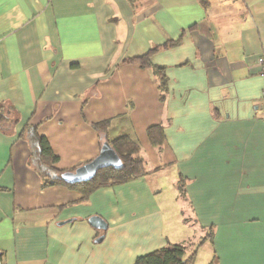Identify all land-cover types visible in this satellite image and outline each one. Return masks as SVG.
Here are the masks:
<instances>
[{"label":"crops","instance_id":"0c3cea01","mask_svg":"<svg viewBox=\"0 0 264 264\" xmlns=\"http://www.w3.org/2000/svg\"><path fill=\"white\" fill-rule=\"evenodd\" d=\"M157 46L165 89L125 61ZM263 54L264 0H0V264H133L171 243L169 193L214 231L195 264H264ZM103 121L152 171L85 198L44 186L24 126L74 171L99 154ZM161 123L159 151L147 131Z\"/></svg>","mask_w":264,"mask_h":264},{"label":"trees","instance_id":"16d2710c","mask_svg":"<svg viewBox=\"0 0 264 264\" xmlns=\"http://www.w3.org/2000/svg\"><path fill=\"white\" fill-rule=\"evenodd\" d=\"M176 42L166 43L164 46L174 45ZM159 47L151 49L149 53L125 59L144 68H149L159 81L161 88L165 89L167 75L164 66L152 62L151 56ZM4 119V117H2ZM0 118V121H2ZM109 121L92 124V127L99 132L102 142L109 141L111 146L120 156L123 164L121 167H106L98 170L95 177L89 181L66 183L62 178V173L69 171L58 169L55 164L59 157L54 153L51 144L46 136L38 132V126L26 124L20 132V137L29 144L30 157L29 164L34 167L42 179L44 186L62 184L70 188L83 192L84 198L90 195L95 189L129 182L151 172L147 167L146 156L142 152V147L135 138L122 135L113 140L108 139L106 131ZM148 136L152 144L161 151L165 141L164 125L157 124L148 128ZM75 167L73 170H75ZM179 190L181 196L184 195V180H179ZM214 231L209 230L205 234L208 238H213ZM205 237V238H206ZM199 243L202 244L204 239ZM193 242L174 243L158 248L145 255L138 256L135 264H195L198 253L197 247L192 248ZM215 256L209 264H215Z\"/></svg>","mask_w":264,"mask_h":264},{"label":"rangeland","instance_id":"374dc122","mask_svg":"<svg viewBox=\"0 0 264 264\" xmlns=\"http://www.w3.org/2000/svg\"><path fill=\"white\" fill-rule=\"evenodd\" d=\"M173 186H177V183H175V185ZM177 195L178 194H171V193L168 194L167 207H171V208L165 209L166 223L170 228L167 229V232L169 234L168 236L169 238H171L170 244L185 243L191 241L193 242L192 248L197 247L198 249L197 260L198 261L206 260V255L209 252L210 243L205 242L199 245V243L202 241L204 237V232L198 229V227L194 222V215L191 209H189L186 205H184L182 198L180 199V196L177 198L176 197ZM156 249H153L151 251H146L140 254V256L152 252Z\"/></svg>","mask_w":264,"mask_h":264},{"label":"water","instance_id":"95a60500","mask_svg":"<svg viewBox=\"0 0 264 264\" xmlns=\"http://www.w3.org/2000/svg\"><path fill=\"white\" fill-rule=\"evenodd\" d=\"M122 164L123 162L120 156L111 146L110 142L105 141L101 146L99 154L94 159L80 165L74 171H66L62 173L61 178L66 183L85 182L93 179L100 169L109 166L119 168ZM89 220L98 228H107V223L97 215L90 217Z\"/></svg>","mask_w":264,"mask_h":264},{"label":"built area","instance_id":"2783aa9c","mask_svg":"<svg viewBox=\"0 0 264 264\" xmlns=\"http://www.w3.org/2000/svg\"><path fill=\"white\" fill-rule=\"evenodd\" d=\"M258 62H259V65L261 67L260 69V73L264 76V54L261 55L259 58H258ZM262 100L264 101V89L262 91ZM263 118H264V113H263Z\"/></svg>","mask_w":264,"mask_h":264}]
</instances>
